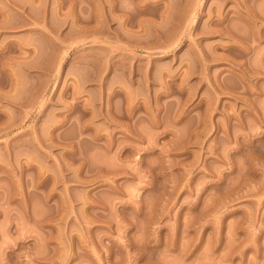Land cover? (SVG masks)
I'll return each mask as SVG.
<instances>
[{
	"label": "rangeland",
	"instance_id": "obj_1",
	"mask_svg": "<svg viewBox=\"0 0 264 264\" xmlns=\"http://www.w3.org/2000/svg\"><path fill=\"white\" fill-rule=\"evenodd\" d=\"M0 264H264V0H0Z\"/></svg>",
	"mask_w": 264,
	"mask_h": 264
}]
</instances>
